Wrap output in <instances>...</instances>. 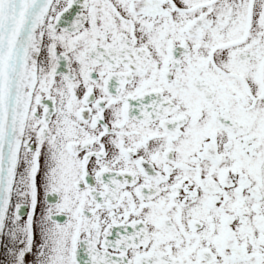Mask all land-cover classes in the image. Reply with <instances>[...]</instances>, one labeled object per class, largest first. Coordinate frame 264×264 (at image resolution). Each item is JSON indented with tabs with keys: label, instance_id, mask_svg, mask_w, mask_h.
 <instances>
[{
	"label": "snow or ice",
	"instance_id": "snow-or-ice-1",
	"mask_svg": "<svg viewBox=\"0 0 264 264\" xmlns=\"http://www.w3.org/2000/svg\"><path fill=\"white\" fill-rule=\"evenodd\" d=\"M0 264H264V0H0Z\"/></svg>",
	"mask_w": 264,
	"mask_h": 264
}]
</instances>
